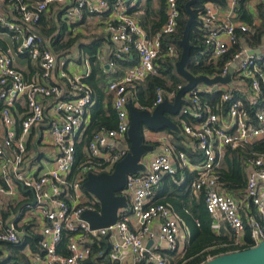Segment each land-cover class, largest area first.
Wrapping results in <instances>:
<instances>
[{"label": "built area", "instance_id": "obj_1", "mask_svg": "<svg viewBox=\"0 0 264 264\" xmlns=\"http://www.w3.org/2000/svg\"><path fill=\"white\" fill-rule=\"evenodd\" d=\"M4 1L14 7L19 22H12L6 15H0V34L8 33L12 41L17 42L5 50H2L0 43V119L4 129V138L0 142V176L4 185H0V195L11 196L19 186L32 191L34 204L30 206L28 203L26 207L28 212L31 209L40 218L42 226L37 232L30 223L19 227L13 221L0 218V242L18 243L26 233L37 234L41 254L28 252L26 256L30 264H83L91 252L88 243L93 238L107 237L111 243L109 254L112 260L118 261L123 252L129 251L135 263L144 260L146 264H166L158 250L161 244H165L167 249L175 248L179 226L165 205L148 204V201L164 176H175L176 163L196 172L193 190L203 192L207 212L233 231L235 246H243L246 228L250 232L252 247L264 242V156L245 159L246 183L237 200L227 194L218 172L227 149L236 150L264 139V108L258 106L264 86V68L260 66L263 55H252V49L245 47L225 59L238 43L237 32L248 31L247 25L233 22L237 18L240 0H226L225 10L219 4L209 3L205 5L200 18L207 30L201 36V44L205 49L203 54L215 65L224 60L221 69L206 77L215 79L230 75L229 83L212 86L199 84L183 97L179 114L189 122H183L181 129L194 139V147L201 151V161L192 164L184 153L175 154L173 147L164 142L165 139L159 141L161 146L148 157L146 169L126 176L122 195L128 202L126 208L129 206V212L138 222L134 230L130 229L127 218L122 217L126 208L118 211V214L121 213L120 218L107 228L93 230L81 220V214L86 211L98 213L93 206L81 204L83 183L87 174L110 172L127 155L126 148L116 150L114 147L127 138L128 91L147 76L158 74L161 37L174 33L177 26V0H166L165 24L152 41L147 40L143 30L128 14L137 0H115L112 5L106 0L96 3L73 0L72 7L65 12L66 22L75 24L82 19L84 12L99 19L111 11L117 20L111 40L120 43L121 47L114 53L109 67H113L115 60L128 58L132 51L138 57L137 65L128 69L121 78L107 83L108 91L113 93L118 126L93 135L88 145L89 159L80 165L81 176L73 181L68 180V175L76 164V138L85 128L86 116L93 104V91L84 82L88 71L83 76L73 77L64 69H59L55 56L44 47L38 33L41 14L48 5L52 2L63 4L67 0H32L27 3H23V0ZM257 2L264 3V0ZM11 52L25 54L36 62L42 73V82H26L12 65ZM174 53L173 47L167 48V57H172ZM60 66H64L63 63ZM56 69L59 70L58 77L66 83L64 89L48 84ZM244 83L247 84L246 103L234 91L244 87ZM184 85H179L176 91ZM216 92H220L219 106L213 108L203 101V96ZM176 93L158 88L153 108L166 99L173 100ZM20 100L25 101L27 111L20 124L21 135L16 138L12 109ZM46 105L55 114L46 134L47 142L55 147L56 154L50 167L44 162L42 173L38 177H31L24 174L30 161L28 138L31 130L46 122ZM155 223L159 225L158 244L147 249L146 242L155 237L151 230ZM63 232L71 233L67 256L58 254L56 249Z\"/></svg>", "mask_w": 264, "mask_h": 264}, {"label": "trees", "instance_id": "obj_2", "mask_svg": "<svg viewBox=\"0 0 264 264\" xmlns=\"http://www.w3.org/2000/svg\"><path fill=\"white\" fill-rule=\"evenodd\" d=\"M27 1L31 2L32 0H23L24 3H27ZM189 1L190 0H177L179 18L176 29L174 33L161 37V53L157 60L158 74L149 75L144 80L135 84L136 89L134 92L136 100L132 101V103L135 102L143 109H150L153 106V102L156 98V90L158 88H162L165 92H178L176 91L177 87L186 83L185 80L177 74L175 64L180 60L181 56L182 50L180 41L182 40L185 24L189 19V15L186 11V4ZM252 1L254 0H240L238 3L237 20L246 24L248 26V31L237 32L239 39L238 43L230 50L225 59L231 58L234 53L242 48L243 44L250 48H256L263 42L264 3L257 2L254 6L250 7ZM137 3L135 7L129 10L128 14L132 15L134 12H137V15L133 16L138 26L149 38H153V36L162 29L165 22L166 0H145L144 2L141 1ZM207 3L219 4L225 7L226 0H196L191 5L195 22L190 29L189 44L191 48L186 70L196 77L213 75L214 72L223 67L224 62V60H220L215 65L203 54L205 49L201 44V36L206 34L207 30L200 18L203 14L205 4ZM64 10V7L62 8L55 4L48 5L46 10L41 14L38 23V33L43 39L44 47L52 51L53 55L56 57L61 58L73 51H77L89 58L91 75L86 79V82L93 88L95 97L97 101H99V97H101L100 85L103 83L105 73L98 60L95 58V54L96 50L108 39L93 36L89 41L83 42L82 40H85L84 37L80 34L71 33L70 26H68L63 19ZM140 11H142L141 14H139ZM168 47H173L175 52L170 58L166 56ZM135 63V61H117V64L122 68H129ZM31 65H29V67L31 69L34 67L35 70L36 66L34 64L33 66ZM260 66L264 68V56L260 62ZM39 70L36 69V74L39 75L38 82H42V73ZM219 97L220 92H216L212 95H204L203 101L208 102L215 108L219 106ZM107 113L109 116H103L101 122L95 123L92 121L81 133L79 142L75 144L76 164L72 172V178L76 175L77 163L88 159V155L85 156L82 151L84 147L87 148L95 132L102 128L110 129L115 127L116 113L114 109L109 107ZM172 120L178 128H181V122H188V119L184 117ZM164 131L172 134L175 151H184L189 156H193L191 151L187 150L185 147L189 140L183 134V131L177 133L168 128ZM255 156H264V139L252 145L237 148L236 150L227 149L218 172L228 192L232 194H236L239 191L238 194L242 192L246 183L244 161L248 157ZM182 176L186 179L181 185L173 184L171 181V183H169V177H165L163 181L170 189L171 194L174 195V198L182 202V206L187 205L193 219L198 221V225L196 223H188L190 229L188 235L189 243L184 250L182 258L177 260L174 264H203L220 255L251 248L253 243L248 228H246L244 233V244L242 247L234 245V233L227 225L224 228L222 227L218 233L214 232L211 227L213 219L205 208L203 193L199 194V199L197 201H192L191 181L194 175L187 173L185 169H178L175 180L178 181ZM1 182L0 179V184ZM189 200H191V202L188 204ZM153 202L157 203L155 201ZM14 205L16 208L20 206L19 203L15 204L9 202L5 204V209L8 212L5 213L2 211L1 213L4 216H8L10 213L9 209H12ZM94 206L95 208L98 207L97 205ZM70 236L71 233L63 232L61 241L56 248L58 254L63 256L68 255L67 243ZM38 242L39 237L37 234L33 233H26L18 243L0 242V264H30L27 256L24 254V250L28 248L33 253L41 254ZM90 249V255L83 264H119L116 261H112L109 257L110 244L107 237L94 238L90 245ZM135 264H146V261L143 260Z\"/></svg>", "mask_w": 264, "mask_h": 264}, {"label": "crops", "instance_id": "obj_3", "mask_svg": "<svg viewBox=\"0 0 264 264\" xmlns=\"http://www.w3.org/2000/svg\"><path fill=\"white\" fill-rule=\"evenodd\" d=\"M97 1L98 0H87V2H89V3H96ZM106 1L109 3V5H112L115 2V0H106ZM141 1L144 2L145 0H137V2H141ZM27 2H30V1H27ZM73 3H74L73 0H67L63 4H59L56 2H52L51 4H55V5L60 6L62 8L64 7L65 10L63 13V19L65 20V18H66L65 12L67 11L68 8L72 7ZM256 3H257V0L252 1L250 4V7L254 6ZM51 4H49V5H51ZM136 4H138V3H136ZM207 4H209V3H207ZM207 4H205V5H207ZM110 7L112 8V6H110ZM226 7H227V4L225 5V7L221 6V8L223 10H225ZM141 13H142V11H140L139 14H141ZM0 15H6L10 19V21H12V22H19V20L17 18V12H15L14 7L10 6L8 3H5L4 0H0ZM133 15H137V12H134V14L130 15L136 21V19L134 18ZM222 17H223V15H222ZM165 21H166V19H165ZM233 22L244 24L242 21L237 20V18H235L233 20ZM66 24L68 26H70V31L72 34H80L82 37L85 38V40L84 39L82 40L83 42L89 41L90 38L93 36L103 37V38L108 39L106 42H104L96 50V54H95V58L98 60V62L101 65V68L103 69V71L105 73L103 83L100 85L101 97H99V101H97V99L95 97V91L93 90V88L86 82V79H88L91 75V65L89 62V58L86 57L83 53L77 52V51H73L70 54H68L67 56H64L61 58L55 56L56 61H57V67L59 66V69H64L69 75H71L73 77L83 76L88 71V76L84 79V82L93 91V97H92L93 98V104H92L91 108L88 110V113L86 116V123H85L86 125H85V128L82 130V132H83L88 127V125H90V123L92 121H94L95 123H99V122H101V119H103V116H106V117L109 116L107 113L109 107L114 109L113 108L114 97H113V93L108 91L107 83L110 80L121 78L123 76V74L128 69L137 65L138 57H137L136 52L132 51L128 58H124L123 60H115L113 67H109V64L113 60L114 53L118 49H120V47H121L120 43H114L111 40L112 39L111 38L112 33L114 32V30L117 26V20L114 19L111 11L106 12L99 19L94 17V16H91L87 12H84L81 20L76 21L75 24H68L67 22H66ZM164 24H165V22H164ZM144 34H145L148 41H152V38H149L145 32H144ZM0 37H1L0 43L2 46V50H5L7 48V46L9 47V46H13V45L17 44V42L12 41L11 35L8 33H2V34H0ZM262 41L263 42L261 43L260 46H258L256 48L254 47L251 49L252 50L261 49V55L264 56V38ZM245 47H248V46H244V44H243L241 49H243ZM10 56L12 59V65L23 75V78L25 79L26 82H32V81L34 82V81L39 80V78H38L39 75L36 74V69L39 70V66L36 62L32 61L25 54H19L18 55L16 53L11 52ZM117 61H128V62L135 61L136 63L129 68L128 67L122 68L121 66H119L117 64ZM62 63L64 66H60ZM33 64L36 66L35 70H34V67H33V69H31L29 67V65L33 66ZM58 72H59V70L56 69V71L51 76L52 78L49 80L48 84L58 85V87H61L62 89H64L65 88L64 85H66V83H64V81H62L58 77ZM135 86L128 91V104H131L132 106H134L135 108H137L139 110H148V111L153 110L155 108V107L153 108V106L150 109H143V108L139 107L135 102H133L135 104L132 103V101L136 100L135 92H134L136 89ZM208 86H212V85H208ZM237 90L234 89V91L238 92L239 97L241 99H244V103H246L247 102V100H246L247 84L244 83V87H239V88H237ZM168 101L172 102L173 100H168ZM258 106L261 108H264V86L262 87V95H261V99L258 103ZM26 111H27V108H26V103L24 100L18 101L12 109V114L14 117L13 132L15 133L16 138L20 137V135H21L20 124H21V121L23 120V118L25 117ZM45 116H46V120H45L46 122L35 127L33 130H31L29 138H28V140H29L28 156H30V161H29L27 167L24 169V174L27 176L38 177L42 173V171L44 170V162L47 163V166L50 167L54 161L53 155L56 154V149L53 145H51L47 142V134H46V131L49 128L50 121L55 117V114H53L51 112L49 105H46V107H45ZM167 116L170 118L172 123H174V121L172 119L183 118L180 116L179 111H178V114L175 116H169V115H167ZM188 122H189V120H188ZM182 123L183 122H181V125H182ZM129 125H130V121H129ZM117 126H118V120L116 117V123H115L114 128H110V129L102 128V129L96 131L95 134L100 132L101 130L116 129ZM176 128H177V131H174V130H172V131L177 132V133H180L181 131H183L180 127L178 128L177 125H176ZM164 130H166V129H163L160 131H151L148 129L143 130V132H142L143 143L152 148V150H150L144 156V158L142 160V165L144 166V170L146 169L145 166L147 164L148 157L151 154H153L154 152H156L159 149V147L161 146L160 145L161 143L159 142L161 139H165L164 142H167L168 144H170L173 147L175 154H178L180 152L184 153L188 157V159L190 160V162L192 164H195V163H198L199 161H201V151H199L197 148L194 147V145H195L194 139H192L191 137H189L188 135H186L183 132V134L189 140V142L186 143L185 147L187 150L191 151V154L193 155L191 157L184 151H175V148L173 145L172 134L169 132H166ZM3 132H4V129L2 128L1 119H0V142H2L3 138H4ZM79 140H80V136L77 138L76 143L79 142ZM114 148L116 150L119 148H126V150L129 152V141H128V139L126 138V140L122 144L121 143L116 144ZM226 151H225V153H226ZM82 152L84 153L85 156L88 155V146H87V148L84 147ZM85 153H87V154H85ZM225 153H224V155H225ZM28 159H29V157H28ZM88 159H89V157H88ZM222 159H221V161H222ZM83 163H84V161L77 163L76 172H75L76 175L73 178H72V172H73L74 168L72 169V172L68 175L69 181L76 180L81 176L79 167ZM114 166L112 167L110 172H107L108 174H110L113 171ZM174 166L176 167L177 171H178V169H185L187 171V173L194 175V178L191 181V190H192L191 197H192V201L193 200L197 201L199 199V194L203 193V192L202 191L197 192V191L193 190V188H192V183L196 179V172H192L185 167H181V165L179 163H176V165H174ZM220 167H221V162L219 165V169H220ZM93 174H101V173L97 172V173H93ZM87 175H86V177L84 176L85 181H86ZM176 175H177V172H176L175 176L166 175L163 177V179L165 177H169V179H170L169 183L172 182L173 184L181 185L185 181L186 178L184 176H182L178 181H176L175 180ZM0 179L2 181L0 185L3 186L4 180L2 179L1 176H0ZM163 179L160 182L158 188L153 192V195L149 199L148 204H163V205H165L170 212L171 218L174 219L178 223L179 234L177 236L175 248L172 250L167 249L165 244L164 245L161 244V247L158 250V252H160L161 255L163 256L166 264H172V263L174 264L177 260H180L182 258L184 250L189 243V236L188 235H189L190 229H189L188 223H190V224L196 223L198 225V221L196 219H193L187 205L182 206V202H180L174 198V195L171 194L170 189L166 186ZM82 191H83L84 196L82 197L81 204L93 206V208H95L94 205H97L98 207L95 209L98 211V213H100V206H99L98 201L92 200V197H91V196H93L92 194L87 193L84 189H82ZM226 192L228 195L234 196L235 199L237 200V198L239 197L238 193L240 191L236 194H232V193L228 192L226 189ZM203 196H204V194H203ZM153 201H155L157 203H154ZM9 202L15 203V204L19 203L20 206L16 208L14 205V207L12 209H9L10 213L8 214V216H4L1 212L2 211H4L5 213L8 212L5 209V204H7ZM190 202H191V200L188 201V204ZM28 203L30 206H33V204H34L33 192L30 190H26L20 186L16 188L15 193L12 194L11 196L10 195H8V196L0 195V218H3V219L8 220V221H13V223H16L17 226H19V227L22 225L30 223L33 226V228L35 230H37V232H38L42 226V221L35 214L32 213L31 209L28 212V209L26 207V205ZM204 203H205V201H204ZM121 209H124V208H121ZM129 210L130 209L128 206V208H126V211L123 212L124 214L122 217L127 218L130 229L134 230L135 228L138 227V222L134 218V216L129 212ZM241 215L243 218L245 217L244 213H242V212H241ZM120 216H121V213L119 212V214H118V212H117V218H120ZM210 217L213 219L211 227L214 230V232L218 233L222 227L223 228L226 227V224L223 221L218 220V218H215L211 215H210ZM158 227H159L158 223H155L152 225L151 230H152L153 234L155 235V237H154V239L148 240L146 242V247L149 245V243H151L149 248H147V249L154 248V246L156 244H158V240H157ZM93 239H92V241H93ZM243 239H244V236H243ZM92 241L88 243L89 247H90ZM109 244H110V251H111V243L109 242ZM28 252H32V251H30L28 248H26L24 250V254L28 255ZM109 257H110V254H109ZM112 261H115V260H112ZM116 262L119 264H135L136 261L134 260L131 252L125 251L120 255V257L118 258V261H116Z\"/></svg>", "mask_w": 264, "mask_h": 264}, {"label": "water", "instance_id": "obj_4", "mask_svg": "<svg viewBox=\"0 0 264 264\" xmlns=\"http://www.w3.org/2000/svg\"><path fill=\"white\" fill-rule=\"evenodd\" d=\"M195 1L190 0L186 4L189 19L185 24L182 40L180 41L182 50L180 60L175 64L176 72L185 80V85L176 93L172 102L165 100L151 111L139 110L131 104H128L130 125L127 132V139L129 141V152L115 164L110 174L89 173L87 175L83 189L96 197L100 206V213L86 211L81 214L80 219L87 222L93 230L114 225L117 221L118 210L126 208V198L122 195L126 176L144 171L142 160L152 150L150 146L143 143V130L160 131L168 128L177 131L176 125L172 123L167 115L175 116L178 114L183 104V97L187 92L199 84H226L230 81V75L224 78L209 79L206 76H193L186 70L191 48L189 44L190 29L195 22L191 5ZM250 54L261 55V49L251 50ZM234 66L230 67L229 72L232 71ZM150 244L147 248H149ZM203 264H264V242H260L257 246L248 249L220 255Z\"/></svg>", "mask_w": 264, "mask_h": 264}, {"label": "rangeland", "instance_id": "obj_5", "mask_svg": "<svg viewBox=\"0 0 264 264\" xmlns=\"http://www.w3.org/2000/svg\"><path fill=\"white\" fill-rule=\"evenodd\" d=\"M92 200L98 201L95 196H91Z\"/></svg>", "mask_w": 264, "mask_h": 264}]
</instances>
